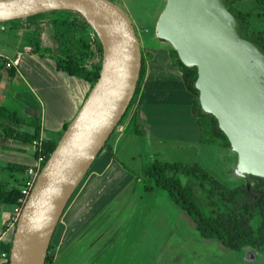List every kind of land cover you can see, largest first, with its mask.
Returning <instances> with one entry per match:
<instances>
[{
  "label": "water",
  "instance_id": "obj_1",
  "mask_svg": "<svg viewBox=\"0 0 264 264\" xmlns=\"http://www.w3.org/2000/svg\"><path fill=\"white\" fill-rule=\"evenodd\" d=\"M226 2L165 0L154 33L183 66L195 68L199 107L214 117L235 152V174L250 182V176L264 179V52L241 36ZM58 9L81 14L92 27L100 67L20 208L7 264H43L55 225L127 107L140 69L134 29L109 0H0V23Z\"/></svg>",
  "mask_w": 264,
  "mask_h": 264
},
{
  "label": "crops",
  "instance_id": "obj_2",
  "mask_svg": "<svg viewBox=\"0 0 264 264\" xmlns=\"http://www.w3.org/2000/svg\"><path fill=\"white\" fill-rule=\"evenodd\" d=\"M29 23L33 31L47 25L50 32L49 23L39 16ZM16 26L18 23L10 22L1 31L18 36L21 28ZM37 38L39 45H43L40 37ZM15 58L11 76L4 63L12 59L4 58V63L0 64V106L6 107L4 102L12 101L18 111L10 110L26 121L37 116L39 139L55 141L63 125L80 106L89 83L56 70L48 58L24 50L21 54L15 52ZM173 68L172 64L146 65L134 102L139 133L126 132L121 126L112 132L107 142L112 156L101 150L94 158L55 225L49 241L50 264H226L228 248L216 239L201 237L191 217L165 190L156 187L144 190L136 177L156 159L154 146L148 141L157 134L162 135L157 129L164 126L166 116L175 127L174 133H178V129L185 135L180 127L187 125L190 133L198 129L190 112L192 96L183 86L184 106L178 101V106L170 111L154 108L167 101L166 91L159 89L164 78L171 76L175 80L176 77L181 82L180 74L175 73V76L169 71ZM20 129L29 132L31 127L23 125ZM33 162L32 144L0 135V167L6 164L29 166ZM22 175L23 171L15 167L10 171L0 169V179L9 186L17 184L13 177L19 180ZM13 206L9 201L0 202L2 243L11 239L13 229L7 225V220ZM233 252L236 255L230 264L264 263V254L252 248Z\"/></svg>",
  "mask_w": 264,
  "mask_h": 264
},
{
  "label": "trees",
  "instance_id": "obj_3",
  "mask_svg": "<svg viewBox=\"0 0 264 264\" xmlns=\"http://www.w3.org/2000/svg\"><path fill=\"white\" fill-rule=\"evenodd\" d=\"M233 1L227 0L226 8L236 18L241 36L256 43L264 52V32L250 30L248 13L236 8L232 4ZM254 1L260 10L264 12V0ZM44 14H47L46 21L50 26L51 43L44 46L39 45V39L34 37L30 30H27L26 37L30 42V47L24 48V52L52 60L56 70L87 81L90 88L98 75L101 45L92 27L81 14L71 10L58 9L11 20L10 22L18 23L15 28H27L31 24L29 23L31 19ZM171 54L174 57V65L179 71L182 86L192 96L190 112L196 119L198 129L204 133L199 141L229 147L227 138L217 127L214 117L211 114L204 113L199 107L197 90L193 87L196 77L195 68L183 66L178 60L174 49H171ZM143 62L144 56L141 53L140 69L133 95L112 132L123 126L126 132L139 133L134 113V102L145 70ZM7 72L11 76L13 69L9 67ZM23 125L30 126L31 130L29 132L21 130L20 127ZM66 125L67 123L63 125L57 139ZM0 135L28 144H31L32 141H38L39 145L33 146L34 158L40 151L46 159L57 141L39 139V119L37 116H33L26 121L16 111L4 106H0ZM107 140L100 151L106 150L112 156ZM14 167L24 172L28 166L6 164L0 169L10 171ZM181 174L192 176L200 186H204V205L198 204L193 199L188 185L180 183L178 175ZM136 177L144 182V190H150L154 187L165 190L170 199L191 217L201 237L216 239L232 251L249 247L264 252L263 178L250 176L251 184L249 187L243 184L226 187L197 163L181 164L159 160L152 161ZM13 179L17 183L14 186H9L6 181L0 179V202H16L23 184V175L19 180L16 177H13ZM9 246L10 242H0V251L5 252L7 257ZM50 247L49 242L43 264L51 263ZM0 264H7V260L0 261Z\"/></svg>",
  "mask_w": 264,
  "mask_h": 264
},
{
  "label": "rangeland",
  "instance_id": "obj_4",
  "mask_svg": "<svg viewBox=\"0 0 264 264\" xmlns=\"http://www.w3.org/2000/svg\"><path fill=\"white\" fill-rule=\"evenodd\" d=\"M109 1L116 5L129 19L138 38L141 53L144 56V67L146 68L147 64H172V67L175 69L173 68L169 71L173 72V75L175 73L179 74L177 67L174 65V57L171 54V49H173L172 46L166 41L157 39L154 33L155 23L162 8L164 7L165 0ZM232 4L235 6L237 5L238 8L248 13V26L250 30L264 32V12L260 10L254 0H234ZM39 17L44 21L47 19V14L39 15ZM9 23L10 21L0 23V64L4 63V58L10 57L14 60L15 52L21 54L25 47H30V42L26 37L27 30H30L34 37H40L43 45H49L51 43L47 25L42 26L43 28L37 27L40 29H35V31L32 30L33 26L30 25L25 29L21 28L18 31V36H9L6 34V31H1L4 27L7 28ZM16 44L20 45L16 46ZM2 72L4 73V76H6L4 70ZM175 76L177 75L175 74ZM161 83L162 84L159 89L166 91L167 101L155 105L154 108L170 111L176 108L179 102H181V105L184 106L183 101H185V94H183V90H181L182 84L179 79H176L175 77L174 80L170 76L169 78H164ZM164 95L165 93L163 96ZM3 105L9 107V109H15L18 111V108L12 104V101L9 102V104L8 102H4ZM164 121V126H160L157 129V132L161 131L162 135L157 134L158 136L154 137V139L150 138V141H148L154 146V157L156 159L169 163H197L226 187H234L240 184L247 185V187H249L251 183L249 181H245L233 171L237 156L235 152L230 149V147L200 142L199 140L202 138V135L204 136V133L200 131V129H195L190 133L189 130L191 129L189 125H187V127H180L185 131V135L183 133L180 134L178 129V133H174L173 131L175 127H173L170 123V118L166 116ZM111 135L112 133L108 139ZM194 138H196V140H194ZM178 178L182 185H188L193 199L198 204L204 205V186H200L198 181L190 175L181 174L178 175ZM141 183L144 187V182L141 181ZM258 253L261 254L260 251ZM225 254L224 259L226 264H230L232 260L234 262L233 257L236 255L235 252L226 249ZM257 263L258 262H256V264Z\"/></svg>",
  "mask_w": 264,
  "mask_h": 264
},
{
  "label": "built area",
  "instance_id": "obj_5",
  "mask_svg": "<svg viewBox=\"0 0 264 264\" xmlns=\"http://www.w3.org/2000/svg\"><path fill=\"white\" fill-rule=\"evenodd\" d=\"M17 58L14 60L6 61L4 63V66L11 67L16 64ZM33 146H38V141H32L31 143ZM45 161L44 154L40 151L37 153L36 157L34 158V162L32 165H29L23 172V184L19 191V196L16 199V202L14 203L12 212L7 220V225L13 229L17 215L20 211V208L26 198V196L29 193V190L31 186L33 185V182L35 180V177L42 166L43 162ZM0 260L5 261L7 260V256L5 252L0 251Z\"/></svg>",
  "mask_w": 264,
  "mask_h": 264
},
{
  "label": "bare ground",
  "instance_id": "obj_6",
  "mask_svg": "<svg viewBox=\"0 0 264 264\" xmlns=\"http://www.w3.org/2000/svg\"><path fill=\"white\" fill-rule=\"evenodd\" d=\"M91 22H92V24H93L94 26H96V24L94 23V21H93V20H91Z\"/></svg>",
  "mask_w": 264,
  "mask_h": 264
}]
</instances>
